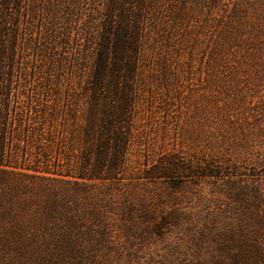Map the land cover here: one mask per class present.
Instances as JSON below:
<instances>
[{
    "label": "trees",
    "instance_id": "16d2710c",
    "mask_svg": "<svg viewBox=\"0 0 264 264\" xmlns=\"http://www.w3.org/2000/svg\"><path fill=\"white\" fill-rule=\"evenodd\" d=\"M199 55L215 157L140 173L222 179L236 206L217 210L215 234L232 253L209 264H264V0H0V264H130L111 253L114 223L127 238L136 219L174 224L123 175L140 101L190 106L174 87Z\"/></svg>",
    "mask_w": 264,
    "mask_h": 264
},
{
    "label": "rangeland",
    "instance_id": "374dc122",
    "mask_svg": "<svg viewBox=\"0 0 264 264\" xmlns=\"http://www.w3.org/2000/svg\"><path fill=\"white\" fill-rule=\"evenodd\" d=\"M200 58L199 55L194 62L193 75L187 80L182 79L174 87L175 95L179 98L191 96L193 102L190 106H181L180 99H169V110L158 108L164 99L159 93L154 94L156 99L152 108L148 107L147 100L140 101L136 139L129 155V170L123 175V180L135 184V192L145 197L146 204L150 201L155 206L156 197L162 195L165 204L161 206L171 210V213L174 211L179 218L171 220L174 224L158 228L157 232L153 231L151 224L142 225V220L136 219L134 224H129L135 234L129 238L125 235V227H119L120 223L126 222L119 220L114 223L112 228L116 233L112 237L114 249L111 253H131L134 262L130 264H209L213 256L232 253L226 251L222 244L225 239L220 241L219 235L215 234L214 218L220 216L217 210L236 206H226L228 201L225 195L218 193L222 179L180 175L152 182L140 173L141 168L147 164L151 167L160 163L162 158H169L171 154L180 161H188L189 165L196 166L201 164L202 159L210 161L215 157L214 154H203L205 150H215L212 132L217 125L212 104L216 90L212 91L207 84L206 73H200ZM210 101L211 111L207 112ZM185 130L189 134L183 138L180 133ZM256 142H262L264 146V139L259 138ZM143 163L146 164L142 166ZM155 182L158 184H153ZM226 215L227 218H220L224 224L236 222V213L229 212Z\"/></svg>",
    "mask_w": 264,
    "mask_h": 264
}]
</instances>
